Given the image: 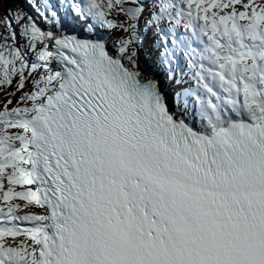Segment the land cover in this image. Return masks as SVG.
I'll return each mask as SVG.
<instances>
[{
  "label": "snow or ice",
  "instance_id": "obj_1",
  "mask_svg": "<svg viewBox=\"0 0 264 264\" xmlns=\"http://www.w3.org/2000/svg\"><path fill=\"white\" fill-rule=\"evenodd\" d=\"M12 2L0 264H264V0Z\"/></svg>",
  "mask_w": 264,
  "mask_h": 264
},
{
  "label": "rangeland",
  "instance_id": "obj_2",
  "mask_svg": "<svg viewBox=\"0 0 264 264\" xmlns=\"http://www.w3.org/2000/svg\"><path fill=\"white\" fill-rule=\"evenodd\" d=\"M21 6H23V4L20 2V0H13V2L11 4L5 5L4 7L18 8V7H21ZM3 11H4V8L0 7V16L3 15ZM141 55H142V63L144 64V60L146 59V56L144 54H141ZM161 78H163L162 74H161Z\"/></svg>",
  "mask_w": 264,
  "mask_h": 264
},
{
  "label": "bare ground",
  "instance_id": "obj_3",
  "mask_svg": "<svg viewBox=\"0 0 264 264\" xmlns=\"http://www.w3.org/2000/svg\"><path fill=\"white\" fill-rule=\"evenodd\" d=\"M141 64H142V62H141ZM142 66H147V65H142Z\"/></svg>",
  "mask_w": 264,
  "mask_h": 264
}]
</instances>
